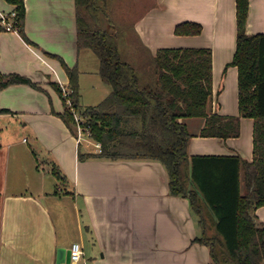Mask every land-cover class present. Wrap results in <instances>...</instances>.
Instances as JSON below:
<instances>
[{
	"label": "crops",
	"instance_id": "1",
	"mask_svg": "<svg viewBox=\"0 0 264 264\" xmlns=\"http://www.w3.org/2000/svg\"><path fill=\"white\" fill-rule=\"evenodd\" d=\"M25 6V37L0 28V71L35 84L0 89V108L11 111L0 112V264H57L58 249L70 250L74 242L84 247L83 264H210L208 246L193 242L202 232L199 218L189 197L171 194L162 162L79 157L98 149L84 148L60 117L65 106L51 84L68 88L65 63L79 69L80 99L84 85H103L101 101L111 88L102 84L99 63L92 65L94 52L78 47L76 0H25ZM13 9L0 0V11ZM128 14L139 46L153 59L161 48H211L210 111L240 114L239 70L230 65L237 0L111 1V17ZM188 21L201 23L202 32L176 34V26ZM246 31L264 33V0H250ZM118 49L125 59L119 42ZM198 118L197 131L186 119L193 134L205 124ZM254 125V118L241 117L237 137L195 135L189 153L239 155L251 162ZM53 166L67 181L57 179ZM254 213L264 224V205Z\"/></svg>",
	"mask_w": 264,
	"mask_h": 264
},
{
	"label": "trees",
	"instance_id": "2",
	"mask_svg": "<svg viewBox=\"0 0 264 264\" xmlns=\"http://www.w3.org/2000/svg\"><path fill=\"white\" fill-rule=\"evenodd\" d=\"M17 11L16 23L25 37V0H6ZM112 0H76L79 49L89 48L99 59V74L110 93L98 104L80 106L79 69L70 68L69 99L59 84L65 109L59 113L77 134L74 109L81 111L101 152L80 153L81 159H147L162 162L169 175L172 195L189 197L199 218L210 264H264V224L255 210L264 205V33L246 31L250 0H237V45L230 65L239 70L238 116L210 111L213 96V52L205 47L161 48L155 72L144 80L137 68L122 58L110 16ZM2 29V25L0 24ZM202 32L199 22H182L179 35ZM35 84L26 76L0 71V89L10 84ZM0 112H11L0 108ZM205 118L198 134L186 123ZM241 117H252L254 155L251 162L239 155H190L192 137H237ZM52 173L60 182L67 176L57 166ZM245 185V192L243 191Z\"/></svg>",
	"mask_w": 264,
	"mask_h": 264
},
{
	"label": "rangeland",
	"instance_id": "3",
	"mask_svg": "<svg viewBox=\"0 0 264 264\" xmlns=\"http://www.w3.org/2000/svg\"><path fill=\"white\" fill-rule=\"evenodd\" d=\"M7 6V5H6ZM113 17V18H112ZM111 18L114 23V30L117 34L118 42L120 47H122L125 51V59L133 63L139 70V73L145 80V76H151L155 72V61L150 56L149 53L145 52L138 43L137 37L133 31V22L131 18V14H128L118 17V15H113ZM118 30V31H116ZM92 52V51H91ZM94 62L92 65H96L98 67L99 59L93 53ZM100 76V75H98ZM100 78V77H98ZM102 80V84L106 85V83ZM103 85L96 86L94 84L84 85V92L80 99V106L82 109L98 104L102 99V92L100 91ZM108 86V85H106ZM74 112L80 116L81 111L74 109ZM76 114V113H75ZM188 125L191 131H197L199 127H197L198 123H201L203 119L198 117L188 118ZM83 147L86 149L96 150L97 147L95 142L91 139L84 137ZM83 262V261H82Z\"/></svg>",
	"mask_w": 264,
	"mask_h": 264
},
{
	"label": "built area",
	"instance_id": "4",
	"mask_svg": "<svg viewBox=\"0 0 264 264\" xmlns=\"http://www.w3.org/2000/svg\"><path fill=\"white\" fill-rule=\"evenodd\" d=\"M17 11L15 9L11 11H0V24L7 31H19V27L16 23ZM64 95L68 97V103L71 104L69 99L70 90L67 88L64 90ZM75 119L77 122V135L79 141H82L84 137L91 139L95 142L98 152L102 151V145L100 142L93 139V134L89 124H85V118L81 114L80 116L75 112ZM85 251L80 242H74L70 247V264H83Z\"/></svg>",
	"mask_w": 264,
	"mask_h": 264
},
{
	"label": "water",
	"instance_id": "5",
	"mask_svg": "<svg viewBox=\"0 0 264 264\" xmlns=\"http://www.w3.org/2000/svg\"><path fill=\"white\" fill-rule=\"evenodd\" d=\"M57 264H70V250L64 247L58 249Z\"/></svg>",
	"mask_w": 264,
	"mask_h": 264
}]
</instances>
